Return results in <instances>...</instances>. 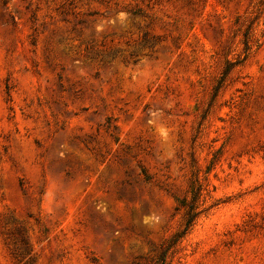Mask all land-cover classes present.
<instances>
[{
  "label": "rangeland",
  "instance_id": "1",
  "mask_svg": "<svg viewBox=\"0 0 264 264\" xmlns=\"http://www.w3.org/2000/svg\"><path fill=\"white\" fill-rule=\"evenodd\" d=\"M264 264V0H0V264Z\"/></svg>",
  "mask_w": 264,
  "mask_h": 264
},
{
  "label": "trees",
  "instance_id": "2",
  "mask_svg": "<svg viewBox=\"0 0 264 264\" xmlns=\"http://www.w3.org/2000/svg\"><path fill=\"white\" fill-rule=\"evenodd\" d=\"M210 197L208 175H201L198 169L194 170L186 195L177 199V209L182 213V221L160 254L161 264H167V251L189 234L198 220L214 207L215 202H208Z\"/></svg>",
  "mask_w": 264,
  "mask_h": 264
}]
</instances>
